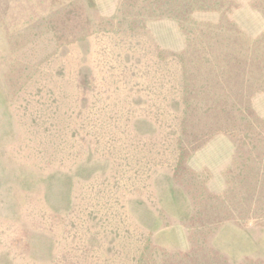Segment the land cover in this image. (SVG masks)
Segmentation results:
<instances>
[{
    "label": "rangeland",
    "instance_id": "obj_1",
    "mask_svg": "<svg viewBox=\"0 0 264 264\" xmlns=\"http://www.w3.org/2000/svg\"><path fill=\"white\" fill-rule=\"evenodd\" d=\"M0 264H264V0H0Z\"/></svg>",
    "mask_w": 264,
    "mask_h": 264
}]
</instances>
